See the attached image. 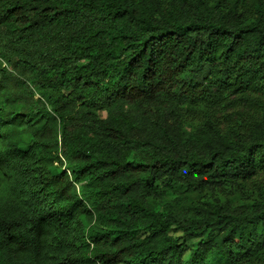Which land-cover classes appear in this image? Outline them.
Here are the masks:
<instances>
[{
  "label": "trees",
  "instance_id": "16d2710c",
  "mask_svg": "<svg viewBox=\"0 0 264 264\" xmlns=\"http://www.w3.org/2000/svg\"><path fill=\"white\" fill-rule=\"evenodd\" d=\"M0 264H264V0H0Z\"/></svg>",
  "mask_w": 264,
  "mask_h": 264
},
{
  "label": "rangeland",
  "instance_id": "374dc122",
  "mask_svg": "<svg viewBox=\"0 0 264 264\" xmlns=\"http://www.w3.org/2000/svg\"><path fill=\"white\" fill-rule=\"evenodd\" d=\"M196 246V242L195 241H191V242H187L185 247L187 250L193 249Z\"/></svg>",
  "mask_w": 264,
  "mask_h": 264
}]
</instances>
